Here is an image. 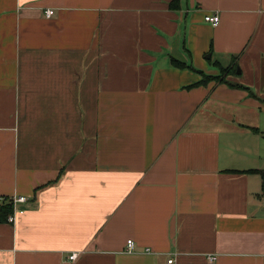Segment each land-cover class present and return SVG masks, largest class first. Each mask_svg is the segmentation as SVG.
<instances>
[{"label": "crops", "instance_id": "0c3cea01", "mask_svg": "<svg viewBox=\"0 0 264 264\" xmlns=\"http://www.w3.org/2000/svg\"><path fill=\"white\" fill-rule=\"evenodd\" d=\"M169 2L0 0V264H264V0Z\"/></svg>", "mask_w": 264, "mask_h": 264}, {"label": "trees", "instance_id": "16d2710c", "mask_svg": "<svg viewBox=\"0 0 264 264\" xmlns=\"http://www.w3.org/2000/svg\"><path fill=\"white\" fill-rule=\"evenodd\" d=\"M180 4H181V0H170L169 8L171 10H174V11L179 10ZM170 62H171V65L175 68H178V69H186L187 68V69H193L194 70V68L190 64L181 62L177 59L171 58ZM217 66L219 68V74L218 75L205 74L202 71H197L201 75V79L199 81H197L196 83L191 84L188 87L206 84L209 81L215 80V81H220V82L226 83L230 87H240V88L247 89L242 84L232 82V81L227 79L228 75H233V76L237 75L236 71H237L238 66H237V63L235 62L234 59H232L230 65L228 67H223L220 64H218ZM250 129L253 131H257V129L254 127H250ZM248 172H255L261 176L262 188L264 189V170H251ZM12 213H13L12 199H8V200L4 199V200L0 201V223H8V216Z\"/></svg>", "mask_w": 264, "mask_h": 264}, {"label": "built area", "instance_id": "2783aa9c", "mask_svg": "<svg viewBox=\"0 0 264 264\" xmlns=\"http://www.w3.org/2000/svg\"><path fill=\"white\" fill-rule=\"evenodd\" d=\"M53 15H54L53 9L45 10V16L46 17L49 18V17H52ZM204 21L215 26L219 22V16L217 13L205 15ZM27 200H28V197L23 196V195L12 197L13 213L8 216V223H14L16 221L17 215L19 213L23 212L22 210L18 209L17 205L19 203H25ZM134 250H135L134 241L132 239H128L127 244H126V251L131 253V252H134ZM146 251H148V250H146ZM78 255H79L78 252H72L71 254L68 255L67 261L73 262L74 260H76ZM207 260H208V262L212 263L215 260V256H207ZM172 262H173L172 259L168 260L169 264H171Z\"/></svg>", "mask_w": 264, "mask_h": 264}, {"label": "water", "instance_id": "95a60500", "mask_svg": "<svg viewBox=\"0 0 264 264\" xmlns=\"http://www.w3.org/2000/svg\"><path fill=\"white\" fill-rule=\"evenodd\" d=\"M207 58H210V54H207V56H206ZM236 73H240V70H239V68L237 67V71H236Z\"/></svg>", "mask_w": 264, "mask_h": 264}, {"label": "rangeland", "instance_id": "374dc122", "mask_svg": "<svg viewBox=\"0 0 264 264\" xmlns=\"http://www.w3.org/2000/svg\"><path fill=\"white\" fill-rule=\"evenodd\" d=\"M228 76H229V75H228ZM228 76H227V77H228Z\"/></svg>", "mask_w": 264, "mask_h": 264}]
</instances>
